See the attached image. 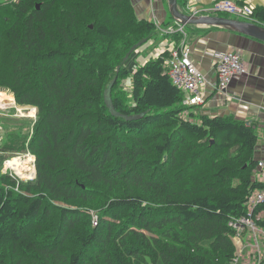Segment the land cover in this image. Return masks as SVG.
<instances>
[{
  "label": "trees",
  "instance_id": "trees-1",
  "mask_svg": "<svg viewBox=\"0 0 264 264\" xmlns=\"http://www.w3.org/2000/svg\"><path fill=\"white\" fill-rule=\"evenodd\" d=\"M254 17L264 26V6ZM160 35L132 0L0 1V91L37 109L0 112V264L234 262L230 221L262 186L259 135L232 115L186 114L169 50L128 69L131 48ZM21 152L36 177L3 171Z\"/></svg>",
  "mask_w": 264,
  "mask_h": 264
},
{
  "label": "crops",
  "instance_id": "crops-1",
  "mask_svg": "<svg viewBox=\"0 0 264 264\" xmlns=\"http://www.w3.org/2000/svg\"><path fill=\"white\" fill-rule=\"evenodd\" d=\"M132 1L135 5L137 15L140 18H147L154 22V15L156 14L163 26H166L169 18H172L174 21L173 23H177L169 11L168 0ZM185 1H187V3H185ZM214 1L215 0H181L179 8L182 12L189 14L187 9L188 3L200 7H208ZM233 1L237 3L247 2L255 7L264 6V0ZM157 10L160 12V15L157 14ZM219 16L226 17L222 14ZM210 27L215 26H199L194 24L185 25L186 31L189 33L187 45L191 49L192 58L199 69L206 74L208 80L204 87V103L191 106L192 110L190 109L186 112L187 114L193 112L196 115L208 114L210 116L232 115L237 119L252 124L259 135L257 157L258 159H263L264 41L223 27H218L216 29H210ZM172 45L176 46L172 36L160 35L158 40L150 41V43L147 44L146 49L151 51V55L154 54V56H158L163 49L170 48ZM226 50L241 51L248 71L246 74L234 79L228 85L226 90L216 91L213 88V83L217 80V72L215 69L216 55L218 52ZM127 67L131 72L137 69L135 61L133 62L132 68L129 66ZM188 97L189 94L187 93V98ZM262 214L264 215V208ZM255 240L253 233L248 229H245L240 234L234 236L238 257L232 264H264V227L257 236L256 241L258 242V246L253 247L252 244H254Z\"/></svg>",
  "mask_w": 264,
  "mask_h": 264
},
{
  "label": "built area",
  "instance_id": "built-area-1",
  "mask_svg": "<svg viewBox=\"0 0 264 264\" xmlns=\"http://www.w3.org/2000/svg\"><path fill=\"white\" fill-rule=\"evenodd\" d=\"M187 9L189 14L193 16L227 13L258 24L257 19L254 17L256 7L247 2L237 3L233 0H215L208 7H200L188 3ZM154 19L161 35L166 36L176 32H180L182 35V40L178 46L172 45V47L162 50V52L166 50L171 52V56L166 59V67L173 83L189 94L186 100L188 105L194 106L204 103V87L208 80L206 74L199 69L192 58L191 49L187 45L188 33L185 25L177 22L175 26H163L156 14L154 15ZM216 58L215 69L217 80L213 83V88L216 91L226 90L234 79L246 74L248 71L242 52L239 50L218 52ZM254 178L262 186L250 194L247 201V214L232 219L230 225L236 231V234H239L244 229H248L257 239L258 234L263 228L258 224V219L263 215L261 206L264 204V158L259 159ZM237 257L234 259V262L237 260Z\"/></svg>",
  "mask_w": 264,
  "mask_h": 264
},
{
  "label": "water",
  "instance_id": "water-1",
  "mask_svg": "<svg viewBox=\"0 0 264 264\" xmlns=\"http://www.w3.org/2000/svg\"><path fill=\"white\" fill-rule=\"evenodd\" d=\"M168 3H169L170 13L175 18V20L181 23L182 25L194 24L199 26L223 27L228 30L235 31L237 33L264 41V26L262 25L240 19L222 17L219 15L193 16L181 11V9L179 8L178 0H168ZM145 43H147V39H143L140 42L136 43L127 53L124 61L127 62L131 58L132 54L137 52ZM119 70L120 67L118 68V71ZM106 99L107 102L110 104L111 103L110 89L106 91ZM36 174H37V169L35 170L34 177H36ZM23 180H29V179H23Z\"/></svg>",
  "mask_w": 264,
  "mask_h": 264
},
{
  "label": "rangeland",
  "instance_id": "rangeland-1",
  "mask_svg": "<svg viewBox=\"0 0 264 264\" xmlns=\"http://www.w3.org/2000/svg\"><path fill=\"white\" fill-rule=\"evenodd\" d=\"M157 14H159L160 15V12L157 10ZM222 15L223 16H229V17H234V18H238V17H236V16H234V15H231V14H227V13H222ZM167 24H173V20H172V18H169L168 20H167ZM146 46L147 45H144V46H142L137 52H136V54H134L133 56H132V58H130L129 60H128V62L126 63V65L127 66H129L130 68H132V65H133V62L135 61V66H136V68L138 67V66H141V65H143V63H145L146 62V60L148 59V58H150L151 56H154V54H150L151 53V51H148L147 49H146ZM145 51V52H144ZM147 51V52H146ZM156 51H157V49H156ZM154 52V51H153ZM155 53V52H154ZM129 63V64H128ZM131 83H132V76L131 75H129V76H127V77H125L124 78V86H125V88L126 89H129V88H131ZM0 94L1 95H3V96H12V97H7V98H4V97H2V96H0V98L1 99H11V100H13L14 101V103H10V104H8V103H0V112H1V114L2 115H6V116H12V115H16V116H19V117H32V118H34L35 116H36V114H37V110H36V108H35V113H34V115H31V109L32 108H34V107H31V106H19V105H17L16 104V102H15V96H14V94L13 93H11L9 90H1L0 91ZM16 105V106H15ZM9 106H10V108H9ZM191 110H192V108H191ZM189 111V110H188ZM2 127H3V125L0 123V131H1V129H2ZM9 131H12V130H9ZM27 155H31V156H33V161H32V164H33V166L35 167V162H36V157L31 153V152H26V153H23V152H21L19 155H16V156H13V157H10V158H8V159H6V161H5V163H4V167H3V171H11L13 174H15V175H17L18 177H20L21 179H32L33 177H34V175H35V172H34V175L30 178H24V177H22L19 173H18V171H17V169L14 167V163L12 162V159H14V158H16V157H23V158H25ZM10 159V163H11V165L14 167H11V165L9 166V164L7 163V161ZM13 163V164H12ZM35 169H36V167H35ZM245 230V229H244ZM244 230H242V231H244ZM241 231V232H242ZM241 232H239V234L241 233ZM236 235V234H235ZM256 239V238H255ZM257 240V239H256ZM255 240V242H254V244H252L253 245V247H256V246H258V242Z\"/></svg>",
  "mask_w": 264,
  "mask_h": 264
},
{
  "label": "bare ground",
  "instance_id": "bare-ground-1",
  "mask_svg": "<svg viewBox=\"0 0 264 264\" xmlns=\"http://www.w3.org/2000/svg\"><path fill=\"white\" fill-rule=\"evenodd\" d=\"M0 103L10 104V103H14V102L13 101H0ZM9 108H10V106H9ZM34 113H35V108H32L31 109V115H34ZM32 161H33V156H31V155H27L25 158L16 157V158L12 159V162L14 163V167L17 169L18 173L24 178H29V177L31 178L34 175V172L36 169L33 166ZM10 162L11 161L9 159L7 161L9 166L11 165ZM11 167H13V166L11 165Z\"/></svg>",
  "mask_w": 264,
  "mask_h": 264
}]
</instances>
